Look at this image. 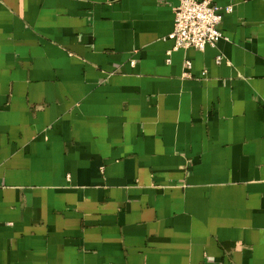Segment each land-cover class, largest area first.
<instances>
[{
	"label": "crops",
	"instance_id": "crops-1",
	"mask_svg": "<svg viewBox=\"0 0 264 264\" xmlns=\"http://www.w3.org/2000/svg\"><path fill=\"white\" fill-rule=\"evenodd\" d=\"M179 3L0 0V264H264V0Z\"/></svg>",
	"mask_w": 264,
	"mask_h": 264
},
{
	"label": "built area",
	"instance_id": "built-area-1",
	"mask_svg": "<svg viewBox=\"0 0 264 264\" xmlns=\"http://www.w3.org/2000/svg\"><path fill=\"white\" fill-rule=\"evenodd\" d=\"M226 13L233 11L232 6L224 8ZM222 9L212 4V0H180L175 9L174 30L169 39L174 41L173 51L195 49L204 51L207 47H215L225 39L220 30ZM222 62V57L217 59ZM187 68L191 63L187 61Z\"/></svg>",
	"mask_w": 264,
	"mask_h": 264
}]
</instances>
